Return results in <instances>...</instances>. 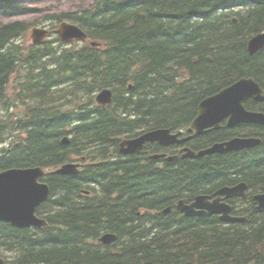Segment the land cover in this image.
Returning <instances> with one entry per match:
<instances>
[{"label":"trees","instance_id":"1","mask_svg":"<svg viewBox=\"0 0 264 264\" xmlns=\"http://www.w3.org/2000/svg\"><path fill=\"white\" fill-rule=\"evenodd\" d=\"M30 11L0 0V14ZM49 19L78 23L102 46L26 45L28 25L0 21V170L56 168L75 156L86 164L79 175H46L52 192L40 212L49 226L0 221L6 264H264V209L254 202L241 209L248 220L234 223L173 207L239 180L264 192V125L248 129L262 138L255 147L162 167L143 152H119L122 136L188 124L205 97L240 77L264 87V48L247 50L264 30V0H93ZM107 86L114 98L99 106L96 93ZM245 126L199 137L205 145ZM84 187L91 196L81 194ZM104 231L116 242L98 244Z\"/></svg>","mask_w":264,"mask_h":264},{"label":"water","instance_id":"2","mask_svg":"<svg viewBox=\"0 0 264 264\" xmlns=\"http://www.w3.org/2000/svg\"><path fill=\"white\" fill-rule=\"evenodd\" d=\"M65 40L75 38L86 39L87 33L76 24L69 22L61 23L59 29L56 30ZM50 35V31L46 28L35 27L32 30L33 42L36 44L43 43ZM96 44V43H93ZM264 47V33L254 37L249 43V51L251 54L256 53ZM254 97L257 100H264L262 89L254 78H243L233 85L222 89L219 93L206 98L200 104L198 117L194 120V125L198 129V134L202 133L206 127L215 125L219 127V123L227 116H230L229 125L235 126L239 123H261L264 124V113H256L247 111L243 105L246 98ZM112 99V91L103 90L98 100L103 103L110 102ZM160 140L162 143H171L178 141L176 135H171L167 129H158L150 131L141 137L125 140L122 143V151L124 153H135L139 151L144 142ZM68 143L67 138L64 139ZM261 143L256 138H235L227 142L216 143L212 147L201 150L199 153L191 149H187L184 157H200L213 153H225L239 149L251 148ZM127 145V147H126ZM175 157H169L173 160ZM79 164H65L57 173L61 174H77L79 173ZM44 174L42 168H15L0 172V220L9 221L18 227H26L31 225H43L45 221L39 219L35 215L36 208L47 199L49 194V186L40 183L39 178ZM246 184H240L233 188H222L219 194H226L228 197L235 195H243L246 190ZM208 196H197L196 200L187 204V200H180L178 208L185 212L188 216L204 215L213 213H223L222 219L227 221L245 220L230 216L231 207L219 200L208 202ZM259 208H264V194L255 196ZM197 208H199L197 210ZM117 238L116 235L106 234L100 238L104 243H111ZM2 260H0V264Z\"/></svg>","mask_w":264,"mask_h":264},{"label":"rangeland","instance_id":"3","mask_svg":"<svg viewBox=\"0 0 264 264\" xmlns=\"http://www.w3.org/2000/svg\"><path fill=\"white\" fill-rule=\"evenodd\" d=\"M91 1L92 0H13L15 6L29 7L32 8V11H30L28 14L19 13V15L16 16L0 14V20L2 22L22 21L25 24L28 23L30 26L27 32L28 36L22 39L23 43L27 45L29 42H31L30 31L33 27H52L51 22L48 19L50 14L63 10L75 9L82 5L85 6Z\"/></svg>","mask_w":264,"mask_h":264},{"label":"flooded vegetation","instance_id":"4","mask_svg":"<svg viewBox=\"0 0 264 264\" xmlns=\"http://www.w3.org/2000/svg\"><path fill=\"white\" fill-rule=\"evenodd\" d=\"M225 123H226V121H225ZM189 128H190V126L187 127V131L184 130L181 137H186V136L193 134V131H190ZM201 141L202 140L200 139V137L196 136V137H193L190 140H188L184 143H181V144L162 145L158 142L148 143L145 145L142 152L144 154V159H152V160H155L157 163L165 164V162H169L165 157H159L158 159H153L150 157V154L153 153V151H155V153L178 154L180 156L183 148L186 146H190V147L196 146L197 148L206 147V146H204V144H202L203 142H201ZM239 200H240L239 197L227 199V201L229 203H231L233 206H237V201H239Z\"/></svg>","mask_w":264,"mask_h":264},{"label":"bare ground","instance_id":"5","mask_svg":"<svg viewBox=\"0 0 264 264\" xmlns=\"http://www.w3.org/2000/svg\"><path fill=\"white\" fill-rule=\"evenodd\" d=\"M11 14H12V13H11ZM24 27H25V26H24ZM22 30H23V28H22ZM23 36H24V35H23ZM20 37H21V36H20ZM16 38H17V37H16ZM18 40L20 41V39H18ZM18 40H17V41H18ZM15 42H16V40H15ZM22 43H23V42H22ZM84 44H85V43H84ZM87 44H88V43H87ZM50 45H51V44H50ZM59 45H60V44H58V48H59ZM19 46H20V44H19ZM52 46H53V45H52ZM52 46H51V47H52ZM60 46H61V45H60ZM63 46H64V45H63ZM71 46H72V45H71ZM82 46H83V45H82ZM21 47H22V46H21ZM26 47H27V46H26ZM35 47H36V46H35ZM73 47H74V46H73ZM92 47H93V46H92ZM24 48H25V47H23V49H24ZM54 48H55V47H54ZM54 48H53V49H54ZM62 48H63V47H62ZM67 48H68V47H67ZM80 48H82V47H80ZM56 49H57V47H56ZM64 49H65V48H64ZM69 49H71V48H69ZM43 50H44V49H43ZM57 50H58V49H57ZM66 50H67V52L69 51L68 49H66ZM23 51H24V50H23ZM52 51H53V50H52ZM71 51H73V50H71ZM74 51H76V50H74ZM20 52H21V51H20ZM23 53H24V52H23ZM52 53H53V52H52ZM61 53H62V52H61ZM63 53H64V51H63ZM50 55H52V54H50ZM25 56H26V55H25ZM51 57H52V56H51ZM54 57H55V56H54ZM54 57H53V58H54ZM54 63H55V62H54ZM24 66H25V65H24ZM24 66H23V67H24ZM53 66H54V65H53ZM52 69H53V68H52ZM15 70H18V69H15ZM18 71H19V70H18ZM24 71H25V69H24ZM17 74H19V73H17ZM19 78H20V77H19ZM65 78H66V77H65ZM21 79H22V78H21ZM70 79H71V78H70ZM66 81H68V79H67ZM69 81H70V80H69ZM59 83H60V82H59ZM59 83H58V84H59ZM67 83H68V82H67ZM72 83H73V82H72ZM60 84H61V83H60ZM73 84H74V83H73ZM71 86H72V85H71ZM58 87H59V86H58ZM74 87H75V86H74ZM107 87H108V86H107ZM60 88H63V87L61 86ZM69 88H71V87H69ZM71 89H74V88H71ZM75 90H76V89H74V91H75ZM99 90H100V89H99ZM61 91H62V90H61ZM65 91H67V90H65ZM69 91H70V90H69ZM74 91H73V95H74V93H75ZM67 92H68V91H67ZM71 92H72V91H71ZM82 92H83V91H82ZM84 92H85V91H84ZM86 92H87V91H86ZM68 93H69V92H68ZM88 93H89V92H88ZM62 94H63V93H62ZM65 94H67V93H65ZM65 94H63V95L65 96ZM75 94H76V93H75ZM80 94H81V93H80ZM76 95H77V94H76ZM81 95H82V94H81ZM84 95H85V94H84ZM86 95H88V94H86ZM89 96H90V95H89ZM94 96H95V95H94ZM61 97H62V96H61ZM72 97H73V96H72ZM86 97H88V96H86ZM69 98H70V97H69ZM78 98H79V97H78ZM12 99H13V98H12ZM62 99H63V98H62ZM62 99H61V100H62ZM70 99H71V98H70ZM76 99H77V98H76ZM83 99H85V97H84ZM83 99H81V100H83ZM61 100H59V101H61ZM64 100H66V99L64 98ZM73 100H74V99H73ZM87 100H88V99H87ZM87 100H86V101H87ZM70 101H71V100H70ZM79 101H80V100H79ZM23 102H24V101H22V103H23ZM65 102H66V101H65ZM92 102H93V101H92ZM66 103H67V102H66ZM74 103H75V102H74ZM74 103H73V104H74ZM76 103H77V102H76ZM93 103H94V102H93ZM95 104H96V103H95ZM4 105H5V104H4ZM13 105H14V104H13ZM67 105H68V104H67ZM75 105H76V104H75ZM77 105H78V104H77ZM96 105H97V104H96ZM1 106H2V105H1ZM14 106H15V105H14ZM55 106H56V105H55ZM68 106H70V105H68ZM89 106H90V105H89ZM99 106H100V105H99ZM4 107H5V106H4ZM6 107H8V106L6 105ZM24 107H25V106H24ZM62 107H63V106L61 105V109H63ZM75 107H76V106H75ZM10 108H11V107H10ZM22 108H23V107H22ZM65 108L67 109L66 106H65ZM71 108H72V107H71ZM76 108H77V107H76ZM23 109H24V108H23ZM25 109H26V108H25ZM61 109H60V110H61ZM5 110H6V109H5ZM26 111H27V110H26ZM1 112H2V111H1ZM3 112H4V111H3ZM5 112H6V111H5ZM7 113H8V112H7ZM24 113H25V111H24ZM21 114H23V113H21ZM21 114H20V115H21ZM92 114H93V113H92ZM92 114H90V115H92ZM2 115H3V114H2ZM66 117H67V116H66ZM67 118H69V117H67ZM67 118H66V119H67ZM73 119H74V118H73ZM71 120H72V119H71ZM75 121H76V120H75ZM88 121H89V120H88ZM13 122H14V121H13ZM68 122H69V121H68ZM70 122H71V121H70ZM66 123H67V121H66ZM71 125H72V124H71ZM10 129H11V128H10ZM134 129H135V128H134ZM135 131H136V130H135ZM11 133H12V132H11ZM63 137H64V136H63ZM16 140H17V139H16ZM210 155H211V154H210ZM192 198H193V197H192ZM171 202H175V201L173 200V201H171ZM172 204H173V203H172ZM172 217H173V216H172ZM219 224H220V223H219ZM99 236H100V235H99ZM113 249H115V248H113Z\"/></svg>","mask_w":264,"mask_h":264}]
</instances>
